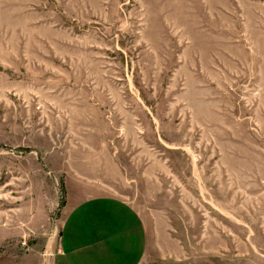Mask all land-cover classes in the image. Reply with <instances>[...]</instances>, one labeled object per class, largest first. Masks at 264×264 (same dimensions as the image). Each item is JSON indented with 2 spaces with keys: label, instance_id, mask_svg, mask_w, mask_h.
Segmentation results:
<instances>
[{
  "label": "rangeland",
  "instance_id": "obj_1",
  "mask_svg": "<svg viewBox=\"0 0 264 264\" xmlns=\"http://www.w3.org/2000/svg\"><path fill=\"white\" fill-rule=\"evenodd\" d=\"M89 184L143 264H264V0H0V264H60Z\"/></svg>",
  "mask_w": 264,
  "mask_h": 264
},
{
  "label": "crops",
  "instance_id": "obj_2",
  "mask_svg": "<svg viewBox=\"0 0 264 264\" xmlns=\"http://www.w3.org/2000/svg\"><path fill=\"white\" fill-rule=\"evenodd\" d=\"M66 205L57 261L60 264H143L148 244L145 224L123 200L94 184Z\"/></svg>",
  "mask_w": 264,
  "mask_h": 264
}]
</instances>
